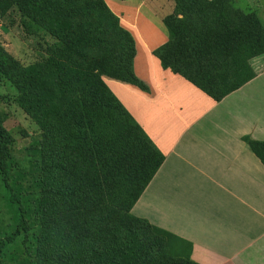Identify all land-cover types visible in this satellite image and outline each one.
Returning a JSON list of instances; mask_svg holds the SVG:
<instances>
[{"label": "trees", "instance_id": "1", "mask_svg": "<svg viewBox=\"0 0 264 264\" xmlns=\"http://www.w3.org/2000/svg\"><path fill=\"white\" fill-rule=\"evenodd\" d=\"M173 1L174 12L163 18L168 38L152 51L164 69L216 102L255 77L250 60L264 54V31L256 17L254 29H225L218 26L217 12L208 15L206 0ZM11 4L26 34L41 39L44 33L54 40L50 64L60 77L61 94L68 92L63 77L76 72L79 96L63 114L52 115L40 95L44 83L19 69L0 47V78L15 86L18 105L48 129L46 141L52 147L48 154L43 150L50 167L38 184L42 194L34 199L44 227L39 249L29 233L28 197L14 188L13 138L0 119V196L13 212L8 226L0 229V264L20 257L31 264H198L190 258L191 242L131 213L164 156L101 78L148 90L133 71L130 32L103 0H11L7 6ZM43 15L53 23L39 26ZM84 21L88 27H82ZM91 23L101 30L93 31ZM53 47L60 53L74 50V65L61 70ZM56 118L60 125L54 128ZM241 139L264 169V140L248 134Z\"/></svg>", "mask_w": 264, "mask_h": 264}, {"label": "crops", "instance_id": "2", "mask_svg": "<svg viewBox=\"0 0 264 264\" xmlns=\"http://www.w3.org/2000/svg\"><path fill=\"white\" fill-rule=\"evenodd\" d=\"M160 2L111 0L109 4L122 18L121 25L133 35V71L148 90L111 78H104L105 83L164 156L131 213L152 219L153 224L191 242L190 258L198 264H264V199L255 194L243 195L241 189L245 181L249 187L254 186L253 193L264 191V179L258 158L241 139L240 126H248L254 134L257 125L264 126V120L242 119L233 110L226 99L236 90L216 102L160 65L152 54L168 38L154 8ZM129 14L139 16L142 29ZM148 122H153L154 130L147 127ZM227 122L240 126L239 133L230 134ZM178 161L189 165L199 186L214 184L224 195H161V186L178 180ZM151 197L154 218L147 216L145 207L140 210L141 204L148 207ZM195 203L208 209L211 204L210 212L194 211L200 210Z\"/></svg>", "mask_w": 264, "mask_h": 264}, {"label": "rangeland", "instance_id": "3", "mask_svg": "<svg viewBox=\"0 0 264 264\" xmlns=\"http://www.w3.org/2000/svg\"><path fill=\"white\" fill-rule=\"evenodd\" d=\"M11 0H0V47L3 50L11 55L18 63V68L23 69L25 72L29 73L34 79L39 82H43V92L40 93L43 105L49 108L52 115L57 116L62 110L64 111L67 107H69V103L76 99L79 95L76 93L77 83L76 78L78 74L66 73L63 77L66 80L68 92L65 96L61 94L59 91L60 77L51 64V51H49V47L51 48L54 45V40L42 33L40 36L41 39L37 35L26 34L20 25L19 22V11L15 4H11L7 6V3ZM109 10L111 12L109 4L111 0H103ZM119 1V0H115ZM149 1V0H147ZM218 3H215V2ZM209 2V16H216L213 12H217L216 18L219 19L218 26L222 28L228 26H234L237 29L243 30L245 26L247 28H256L255 23L252 22L254 17L259 20L261 28L264 31V0H232L226 2V0H221L224 6L219 5V0H206ZM214 3V4H213ZM218 5V6H217ZM152 6V5H151ZM170 6V9L169 7ZM155 11L160 15L161 21L163 23V18L167 14H171L174 12V1L173 0H161L159 4L154 6ZM168 8V9H167ZM114 13V12H113ZM115 14V13H114ZM116 15V14H115ZM132 20H135L136 25L141 24L139 16L136 14H129ZM119 19H122L120 16L116 15ZM42 19L37 24L39 26H44L43 23L50 22V18L47 16H40ZM178 18L181 17V14L177 15ZM94 23H99L98 20L93 19L90 20ZM140 22V23H139ZM48 23V24H50ZM121 24V23H120ZM74 26V23L70 21V27ZM82 27H88L87 21H84ZM137 25V26H138ZM164 25V24H163ZM99 25H95L91 23V29L93 31H100ZM122 26V25H121ZM123 27V26H122ZM125 28V27H123ZM139 28L141 26L139 25ZM127 31L130 29L125 28ZM130 32V31H129ZM132 38L133 35L130 32ZM134 42V38H133ZM54 48V47H53ZM128 49V47H127ZM55 51V61H57L59 68L61 70L67 69L69 65H74L73 58L76 57V54L71 52L60 53L54 48ZM128 53V50H127ZM136 54L135 42H134V56ZM132 59V60H133ZM63 65L62 68L60 65ZM133 64V61H132ZM250 64L255 70V77L244 84L241 88L236 90L232 95L227 97L228 104H232L234 111H236L241 118H246L247 120L252 121L255 119L256 121L264 120V54L256 56L250 60ZM138 77V76H137ZM102 80L105 83L104 78H111L110 76L101 75ZM139 78V77H138ZM140 79V78H139ZM144 82V81H143ZM145 83V82H144ZM106 84V83H105ZM107 85V84H106ZM147 86V85H146ZM109 88V87H108ZM148 88V87H147ZM200 94L204 95L202 91H198ZM20 98L19 91L15 88L14 85L10 83L5 77L0 78V119L3 122L4 127L9 131L13 138L14 142V164L12 171V178L14 181V188L20 191L21 195H25L29 200V207L31 210L30 218L28 219L30 225V236L32 235V242H37V247L42 248L43 243V232L44 227L41 221L38 219V215L35 212L34 204L35 198H39L42 194V189H38V184L42 183L45 179L44 173L47 170L48 166H46V158L43 156V152L48 154L51 152L52 147L49 145L51 142L47 143L46 137H51L49 135L48 129L42 128L40 123H37L35 119H33L32 114L27 110L21 108L18 104V99ZM206 98V96H205ZM231 106H228L230 108ZM62 111V114H63ZM216 114V112H214ZM210 114L208 118L211 116ZM217 115V114H216ZM242 118V119H243ZM36 122L37 125L34 123ZM260 124V123H258ZM53 127H57L60 125V121L58 118L52 120ZM228 130L231 132L230 134L239 133L238 130L240 126L242 127V135L248 134L250 137L258 140H264V126L257 125V129L254 131L247 130L248 126L241 123L240 126L231 125L227 122ZM51 127V125H50ZM147 127L151 130H154L153 122H148ZM153 127V128H152ZM142 128V127H141ZM196 128H200L199 125ZM45 132H44V131ZM248 131L249 133H247ZM57 141V140H56ZM48 145V146H47ZM37 147V150H35ZM61 149V148H60ZM44 150V151H43ZM62 152H66L67 149H61ZM250 153V151L248 150ZM64 154V153H63ZM197 154H193L192 157H197ZM192 162V161H190ZM193 163V162H192ZM259 163V169L263 174L264 179V170L262 165ZM50 167V166H49ZM177 171L179 174L178 180H175L174 183H167L161 186L159 189L161 195H205V196H215V195H224L220 194L214 184H209L207 186L201 187L194 180V173L191 172L188 164H184L178 161ZM233 174V172H232ZM250 174V173H249ZM174 184V185H173ZM249 184V183H247ZM211 185V186H210ZM16 186V187H15ZM242 194L243 195H251L255 194L264 199V191H260L258 193H253L254 186L249 187L246 185L245 181H243ZM233 190V187H232ZM32 195V198H29ZM149 200L150 204L145 206L144 204L140 205V210H143L144 207L145 213L151 215L154 218V204L153 198L151 197ZM264 202V200H262ZM199 205V209L194 211H206L210 212V204L209 209L204 206L202 203H195L193 205ZM209 204V203H207ZM203 206V207H202ZM202 207V208H201ZM139 210V211H140ZM137 211V209H136ZM137 212H134V214ZM13 212L11 208L8 206L5 199H2L0 196V229L3 227H7L11 221ZM136 216V215H135ZM140 216V215H138ZM148 219V218H147ZM149 223L153 225V221L148 219ZM33 222V223H32ZM155 225V224H154ZM6 264H31L27 259L23 257L13 259L11 261H7ZM35 264V263H33Z\"/></svg>", "mask_w": 264, "mask_h": 264}]
</instances>
